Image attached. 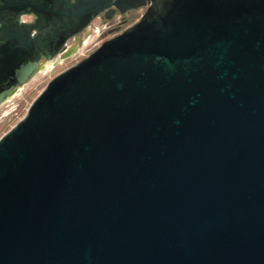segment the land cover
Returning a JSON list of instances; mask_svg holds the SVG:
<instances>
[{
    "label": "water",
    "instance_id": "water-1",
    "mask_svg": "<svg viewBox=\"0 0 264 264\" xmlns=\"http://www.w3.org/2000/svg\"><path fill=\"white\" fill-rule=\"evenodd\" d=\"M142 6L0 137V264H264V0H0V105Z\"/></svg>",
    "mask_w": 264,
    "mask_h": 264
},
{
    "label": "rangeland",
    "instance_id": "rangeland-1",
    "mask_svg": "<svg viewBox=\"0 0 264 264\" xmlns=\"http://www.w3.org/2000/svg\"><path fill=\"white\" fill-rule=\"evenodd\" d=\"M142 13L143 10H137L123 16L115 15L109 21L100 16L93 19L86 31L87 34L82 38L81 44L70 57L59 60L49 68L40 69L15 95L0 105V137L25 114L32 100L52 77L82 59L112 35L121 32L137 20ZM22 19L28 20L29 17L23 16ZM69 43L70 40L67 41V44Z\"/></svg>",
    "mask_w": 264,
    "mask_h": 264
},
{
    "label": "flooded vegetation",
    "instance_id": "flooded-vegetation-1",
    "mask_svg": "<svg viewBox=\"0 0 264 264\" xmlns=\"http://www.w3.org/2000/svg\"><path fill=\"white\" fill-rule=\"evenodd\" d=\"M137 10H143V12H144V10H145V6H142V7H140V8H138V9H129V10H126L125 12H123V13H119V12H107V13H101V14H99L97 17H102L103 19H106L107 21H109V20H111L112 19V17L113 16H115V15H119V16H123V15H125L126 13H130V12H134V11H137ZM27 17H29V19L28 20H24V21H31L32 20V17L31 16H27ZM23 20V19H22ZM117 28V27H116ZM115 28V29H116ZM87 30H85V31H83L82 33H79L78 35H77V38H70L69 40H70V43L69 44H67V42H66V44H65V47H64V49L65 50H70L71 48H73V47H78L80 44H81V42H82V38H83V36H85L86 34H87V32H86ZM113 36V35H112ZM68 41V40H67ZM60 57H61V53L60 54H58V55H56L53 59H51V60H46V61H44V62H49V61H52V60H54V63L53 64H55L56 62H58L59 60H60ZM61 60H63L62 58H61Z\"/></svg>",
    "mask_w": 264,
    "mask_h": 264
},
{
    "label": "bare ground",
    "instance_id": "bare-ground-1",
    "mask_svg": "<svg viewBox=\"0 0 264 264\" xmlns=\"http://www.w3.org/2000/svg\"><path fill=\"white\" fill-rule=\"evenodd\" d=\"M53 63H54V60L46 62L44 67L49 68L51 65H53Z\"/></svg>",
    "mask_w": 264,
    "mask_h": 264
}]
</instances>
